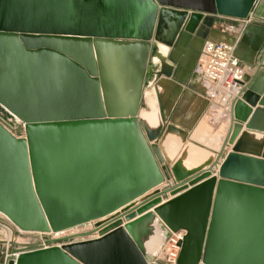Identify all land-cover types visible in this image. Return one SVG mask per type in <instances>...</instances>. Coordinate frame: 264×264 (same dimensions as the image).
<instances>
[{
	"label": "water",
	"instance_id": "obj_1",
	"mask_svg": "<svg viewBox=\"0 0 264 264\" xmlns=\"http://www.w3.org/2000/svg\"><path fill=\"white\" fill-rule=\"evenodd\" d=\"M256 1L0 0V103L27 123L0 125V211L29 231L93 224L17 264H157L180 230L177 264H264V59L219 151L166 124L158 87L184 32Z\"/></svg>",
	"mask_w": 264,
	"mask_h": 264
},
{
	"label": "crops",
	"instance_id": "obj_2",
	"mask_svg": "<svg viewBox=\"0 0 264 264\" xmlns=\"http://www.w3.org/2000/svg\"><path fill=\"white\" fill-rule=\"evenodd\" d=\"M207 40L227 43L238 41L236 55L247 69V76H251L264 59V0L256 1L247 20L207 15L196 33L184 32L169 59L176 67L175 73L172 78L163 77L158 85L162 115L167 125L170 123L176 125L190 132L191 135L200 122L208 115H212L213 110L216 109L219 111L218 118L227 122L223 133L225 139L230 122V103L236 93L228 96L226 103L222 101L213 103L207 98L206 84L195 72ZM245 105L253 111L256 109L248 104ZM161 205L144 214L154 211ZM142 215H138L135 219Z\"/></svg>",
	"mask_w": 264,
	"mask_h": 264
},
{
	"label": "built area",
	"instance_id": "obj_3",
	"mask_svg": "<svg viewBox=\"0 0 264 264\" xmlns=\"http://www.w3.org/2000/svg\"><path fill=\"white\" fill-rule=\"evenodd\" d=\"M237 42L227 43L207 40L202 48L195 72L200 75L202 81L206 84V96L213 103L217 101L226 103L228 96L230 97L234 93L237 94L242 88L241 83L246 82L248 79V71L236 55ZM0 124L17 138L26 137L27 123L1 103ZM88 225H90V229L93 228L92 223H88ZM78 227L60 232L51 230L49 232L22 231L0 212L1 264H17L19 257L24 253L55 247L63 248L65 245L86 240V238L77 236L89 230L72 232ZM185 235V230L172 232L156 263L159 264V260L164 257L167 264H177L180 251L178 244L184 239Z\"/></svg>",
	"mask_w": 264,
	"mask_h": 264
},
{
	"label": "bare ground",
	"instance_id": "obj_4",
	"mask_svg": "<svg viewBox=\"0 0 264 264\" xmlns=\"http://www.w3.org/2000/svg\"><path fill=\"white\" fill-rule=\"evenodd\" d=\"M216 103H219V102L217 101ZM213 112L214 113L212 115H208L206 118H204L200 122V124L197 126V128L194 130V132L191 134V139L193 141H195V143H197L199 145H203L204 147H206L210 150L219 151L221 149L223 142H224L223 133L225 132L227 122L225 120H220L218 118L219 117V111L218 110L214 109ZM150 121L153 124H155V122L157 121V115L154 114L150 118ZM2 127L10 135H12L4 126H2ZM13 137H15V136H13ZM15 138L16 139H24V138H17V137H15ZM164 185H166V183H164ZM1 213H3V212H1ZM3 214L5 216H7L5 213H3ZM21 230L22 231H29V230H23V229H21ZM34 232H47V231H34Z\"/></svg>",
	"mask_w": 264,
	"mask_h": 264
},
{
	"label": "rangeland",
	"instance_id": "obj_5",
	"mask_svg": "<svg viewBox=\"0 0 264 264\" xmlns=\"http://www.w3.org/2000/svg\"><path fill=\"white\" fill-rule=\"evenodd\" d=\"M4 106V105H3ZM5 107V106H4ZM8 109V108H7ZM9 110V109H8ZM224 157V156H223ZM14 224V223H13ZM16 225V224H15ZM91 225V224H90ZM90 225L86 224V225H82L74 230H72V232H77L80 230H90ZM17 226V225H16ZM21 229V228H20ZM160 258V257H159ZM158 260V259H157ZM1 264V261H0ZM159 264H167V260L163 257L162 259L159 260Z\"/></svg>",
	"mask_w": 264,
	"mask_h": 264
}]
</instances>
